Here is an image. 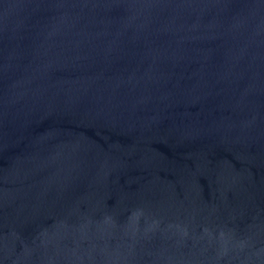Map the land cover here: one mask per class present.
Masks as SVG:
<instances>
[{
	"label": "water",
	"instance_id": "1",
	"mask_svg": "<svg viewBox=\"0 0 264 264\" xmlns=\"http://www.w3.org/2000/svg\"><path fill=\"white\" fill-rule=\"evenodd\" d=\"M0 264H264V0H0Z\"/></svg>",
	"mask_w": 264,
	"mask_h": 264
}]
</instances>
